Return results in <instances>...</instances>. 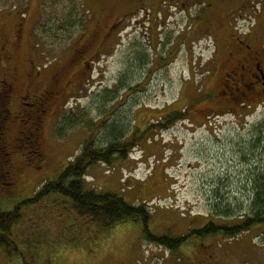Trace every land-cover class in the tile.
Instances as JSON below:
<instances>
[{
  "label": "rangeland",
  "instance_id": "obj_1",
  "mask_svg": "<svg viewBox=\"0 0 264 264\" xmlns=\"http://www.w3.org/2000/svg\"><path fill=\"white\" fill-rule=\"evenodd\" d=\"M193 1L0 0V50L5 46L13 55V66L40 69L43 84L50 85L53 73H61L64 84L79 78L66 90L65 107L45 119L42 148L17 150L15 159L27 165L25 183L14 192L0 187V209L34 197L79 154L94 125L109 118L146 129L127 158L90 165L85 187L145 203L150 233L184 236L208 219L229 223L247 212L252 178L264 174V102L209 114L213 105L204 98L215 87L205 83L203 64L210 37L193 20L203 0ZM9 4L11 11L1 9ZM259 6L251 3L250 11ZM247 20L236 17L230 27ZM87 44L84 58L73 64L76 49ZM172 111L182 118L168 122ZM94 129L98 141L100 127ZM14 130L9 128L10 136ZM218 196L226 198L231 218L211 214L221 209ZM46 197L25 204L13 228L26 259L0 248V264H264L262 224L233 238L191 237L170 251L144 237L143 224L103 229L70 214L66 198Z\"/></svg>",
  "mask_w": 264,
  "mask_h": 264
},
{
  "label": "flooded vegetation",
  "instance_id": "obj_2",
  "mask_svg": "<svg viewBox=\"0 0 264 264\" xmlns=\"http://www.w3.org/2000/svg\"><path fill=\"white\" fill-rule=\"evenodd\" d=\"M227 1L235 0H203L193 19L210 37V42L206 43L208 55L203 64V75L205 83L215 89L206 92L204 99L213 105L209 114L215 116L237 113L264 102V0H251V3L260 4L253 12L250 11V0H243L242 4L232 8L225 6ZM215 10L216 15H213ZM236 17L249 20L240 27H230V20ZM19 38L20 33L16 34L17 41ZM89 48L88 44L84 49L77 48L72 63L83 59ZM2 49L0 161L3 164L0 165V187L5 192H14L23 184L22 168L27 167L23 160L15 159L17 150L20 147H34L37 151L42 148L45 119L49 118L50 112H60L65 107L67 89L79 78L71 76L64 84L61 73H53L50 85L43 84L40 69L32 72L28 65L25 70L18 69L11 64L13 55L5 46ZM9 128H15L11 136ZM4 154H9L10 158Z\"/></svg>",
  "mask_w": 264,
  "mask_h": 264
},
{
  "label": "trees",
  "instance_id": "obj_3",
  "mask_svg": "<svg viewBox=\"0 0 264 264\" xmlns=\"http://www.w3.org/2000/svg\"><path fill=\"white\" fill-rule=\"evenodd\" d=\"M15 3L12 2V6L15 7ZM10 5H6L1 9L11 11L12 7ZM120 85L124 86L121 83ZM117 87L121 86L117 85ZM182 116V112L172 111L167 121L171 122L172 118L179 119ZM108 120L109 118L101 119L98 124H93L94 128L100 127L99 142L95 140V129L91 127V131L88 132L89 136L80 144L79 154L68 165L64 166L56 178L44 182L36 194L34 193V197L26 199L23 203L14 205L10 209H0V248L3 249L8 257L20 254L25 258V255L12 238L13 228L22 220L26 213L23 206L38 201L40 198L42 199L46 196L48 198V196L53 195H59L67 199L68 204H66V207L70 214H74L79 219L88 220L87 223L100 225L103 229H110L127 221L143 224L144 237L159 245L168 247L170 251L176 250L180 245L187 243V240L191 237L203 238L220 235L233 238L244 231H248L255 225H264V174L259 172L252 178L249 209L239 220L230 221L229 223L225 220V222L221 221L216 224L211 219H208L201 227L188 231L184 236H171L168 233L163 235L150 233L147 229V224L151 214L145 203L129 202L122 194L110 191H96L93 188L85 187L83 176L86 175L85 170L90 165L95 162L111 165L116 161L127 158L128 152L132 149L135 141L142 136L141 134L146 129L138 126L132 129L127 124L125 126L121 125L122 122L118 120ZM128 128L132 130L130 131ZM251 150L254 151V148ZM216 201L222 202L221 209L219 210L215 207L216 209L213 208L211 210V214L214 213L215 216L218 215V218L222 219L231 218L233 214L226 209L229 207L228 204L224 203L226 198L222 199V196H218ZM216 205H219V202ZM32 259H34V256Z\"/></svg>",
  "mask_w": 264,
  "mask_h": 264
}]
</instances>
